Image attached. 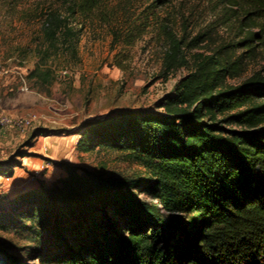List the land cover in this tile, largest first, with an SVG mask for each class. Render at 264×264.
Segmentation results:
<instances>
[{"label": "trees", "instance_id": "trees-1", "mask_svg": "<svg viewBox=\"0 0 264 264\" xmlns=\"http://www.w3.org/2000/svg\"><path fill=\"white\" fill-rule=\"evenodd\" d=\"M103 1L62 0L65 10L37 16L39 61L29 77L43 90L49 59L76 55L73 17L104 15ZM212 2L227 36L156 109L78 127L79 150H115L140 167L136 176L54 162L64 175L0 200V227L35 242L26 260L0 246V264H264V0ZM168 35L165 73L189 64L185 44L205 41ZM22 163L1 161L0 176L12 178Z\"/></svg>", "mask_w": 264, "mask_h": 264}, {"label": "rangeland", "instance_id": "rangeland-1", "mask_svg": "<svg viewBox=\"0 0 264 264\" xmlns=\"http://www.w3.org/2000/svg\"><path fill=\"white\" fill-rule=\"evenodd\" d=\"M212 1L104 0V15H75L81 32L76 55L66 52L49 59L53 79L43 90L37 78L29 77L39 61L34 38L43 19L37 16L50 6L65 10V5L62 0H0V117L32 119L25 128L0 124V162L11 157L23 162L12 178L0 176V200L42 180L52 181L59 174L56 161L136 176L140 167L115 150L77 149L74 134L79 125L124 109H156L158 101L190 71L194 59L227 36L226 29L215 23ZM168 32L178 38L185 35L186 42L203 34L205 41L185 44L189 64L165 73L171 45ZM20 150L26 156H19ZM34 245L17 229L0 227V246L22 259H34Z\"/></svg>", "mask_w": 264, "mask_h": 264}, {"label": "built area", "instance_id": "built-area-1", "mask_svg": "<svg viewBox=\"0 0 264 264\" xmlns=\"http://www.w3.org/2000/svg\"><path fill=\"white\" fill-rule=\"evenodd\" d=\"M2 66L0 64V72L2 71ZM32 119H19V120H14L11 116L9 115H2L0 117V124L2 125H17L18 127L25 128L28 125L31 124Z\"/></svg>", "mask_w": 264, "mask_h": 264}, {"label": "crops", "instance_id": "crops-1", "mask_svg": "<svg viewBox=\"0 0 264 264\" xmlns=\"http://www.w3.org/2000/svg\"><path fill=\"white\" fill-rule=\"evenodd\" d=\"M74 135H75L76 137H78V141H79L80 135L77 134V133L74 134ZM77 149H78V147H77ZM57 171H58L59 174H58V176H56L55 178H57V177H59V176H61V175H64V173H65L64 170H63L62 168H59V167H57ZM55 178H54V179H55ZM54 179H52V180H54Z\"/></svg>", "mask_w": 264, "mask_h": 264}]
</instances>
